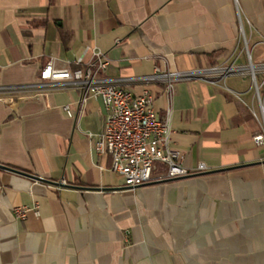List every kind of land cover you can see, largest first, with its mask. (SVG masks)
<instances>
[{
    "label": "crops",
    "instance_id": "0c3cea01",
    "mask_svg": "<svg viewBox=\"0 0 264 264\" xmlns=\"http://www.w3.org/2000/svg\"><path fill=\"white\" fill-rule=\"evenodd\" d=\"M245 44L264 59V0H0V86L33 84L48 62L74 68L98 48L106 76L135 94L148 88L158 116L168 112L187 169L228 168L168 180L157 166L130 188L94 149L99 98L81 108L70 86L0 93V163L58 183L0 169V264H264V144L253 139L250 79L177 80L170 96L133 79L155 66H210L233 50L245 62ZM19 206L38 214L17 219Z\"/></svg>",
    "mask_w": 264,
    "mask_h": 264
},
{
    "label": "built area",
    "instance_id": "2783aa9c",
    "mask_svg": "<svg viewBox=\"0 0 264 264\" xmlns=\"http://www.w3.org/2000/svg\"><path fill=\"white\" fill-rule=\"evenodd\" d=\"M241 36L245 41L242 27ZM245 47V62L240 61L243 51L233 50L229 58L210 66L184 71H171L155 66L151 74L133 79L145 84L163 83V92L170 96L177 80L196 79L220 85L229 77L247 76L257 101L261 127L260 133L253 139L257 144H264V59L254 61L246 44ZM91 59L78 57L73 61L74 68L56 67L50 61L39 71L37 82L14 87L0 86V93L34 89L42 94L44 91L70 86L79 91L78 105L81 108L89 98H99L105 109V119L102 130L94 139V149L97 153L110 157V169L122 178L127 187L136 188L152 181L156 163L166 167L164 175L159 179L181 177L206 170L203 164H198L195 170L184 166L183 154L170 145L169 114L167 112L163 119L158 116L154 96L148 88L135 94L122 87L120 80L106 76L110 60L102 50L92 48ZM62 108L67 116H73L69 106ZM30 210L38 214L36 206L15 207L13 213L17 219H22Z\"/></svg>",
    "mask_w": 264,
    "mask_h": 264
},
{
    "label": "water",
    "instance_id": "95a60500",
    "mask_svg": "<svg viewBox=\"0 0 264 264\" xmlns=\"http://www.w3.org/2000/svg\"><path fill=\"white\" fill-rule=\"evenodd\" d=\"M0 169H3V170H8V171H11V172H15V173H18V174H21V175H24V176H27V177H30L34 180H37V181H41V182H47V183H55V184H58L56 182H52V181H49L45 178H42L40 176H37V175H34V174H31V173H28V172H25V171H22V170H19V169H16V168H12L10 166H7V165H4V164H1L0 163ZM225 169H228V168H222V169H216V170H207V171H202V172H199V174L201 173H208V172H217V171H221V170H225ZM198 173H193V174H189V175H186V176H181V177H174V178H170L168 180H174V179H178V178H183V177H188V176H192V175H197ZM147 184V183H145ZM145 184H142V185H145ZM60 186H63L64 184H59Z\"/></svg>",
    "mask_w": 264,
    "mask_h": 264
},
{
    "label": "rangeland",
    "instance_id": "374dc122",
    "mask_svg": "<svg viewBox=\"0 0 264 264\" xmlns=\"http://www.w3.org/2000/svg\"><path fill=\"white\" fill-rule=\"evenodd\" d=\"M259 49H262V48H259ZM252 56H253V58L255 59L256 55H255V53H254V52L252 53ZM251 95H252V90H251V92H250V94H249L248 98H250V97H251ZM254 108H255V109H256V111L259 113L258 105H257V103H256V102H255V104H254ZM156 165H157V166H159V168H161L162 166H165V165H163V164H160V163H156Z\"/></svg>",
    "mask_w": 264,
    "mask_h": 264
}]
</instances>
